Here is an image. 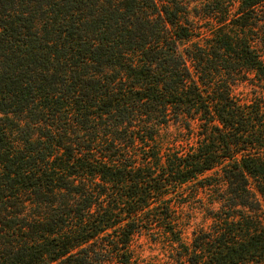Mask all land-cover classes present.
Instances as JSON below:
<instances>
[{"label": "trees", "instance_id": "obj_1", "mask_svg": "<svg viewBox=\"0 0 264 264\" xmlns=\"http://www.w3.org/2000/svg\"><path fill=\"white\" fill-rule=\"evenodd\" d=\"M201 1L180 52L187 0H0V264H135L142 231L174 264H264V0ZM170 123L195 142L162 152ZM188 184L220 206L185 246Z\"/></svg>", "mask_w": 264, "mask_h": 264}, {"label": "rangeland", "instance_id": "obj_2", "mask_svg": "<svg viewBox=\"0 0 264 264\" xmlns=\"http://www.w3.org/2000/svg\"><path fill=\"white\" fill-rule=\"evenodd\" d=\"M205 3L206 1L201 0H187V17L189 22L194 24L195 28L193 29L196 34L189 40L178 42L180 52H184L189 47L192 49L191 44L200 41L198 39L202 37H208L210 29L215 26L214 21L204 15V12H207L203 7ZM256 92H260V89L255 80H240L232 87L233 95L239 99L250 100L256 95ZM262 92L264 93V91ZM192 137L179 124L170 123L160 130L157 142L162 148V152H165L169 148H174V143L178 145L179 141L184 140L186 144L189 141L193 144L195 138L192 139ZM182 188L177 192V195L173 196V203L177 209L178 222L182 229L181 243L189 246L194 234H198L199 231L208 232L212 225L210 212L218 210L220 203L215 201L217 195L211 189H198L193 184ZM196 190L198 191L196 192ZM154 233V231H142L134 237L130 250L135 264H174V250L163 236Z\"/></svg>", "mask_w": 264, "mask_h": 264}]
</instances>
